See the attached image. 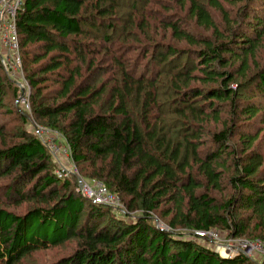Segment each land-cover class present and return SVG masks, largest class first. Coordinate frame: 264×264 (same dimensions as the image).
I'll return each mask as SVG.
<instances>
[{"label": "trees", "instance_id": "trees-1", "mask_svg": "<svg viewBox=\"0 0 264 264\" xmlns=\"http://www.w3.org/2000/svg\"><path fill=\"white\" fill-rule=\"evenodd\" d=\"M121 1L25 0L15 22L21 73L31 90L28 107L0 58V110L13 87L36 124L65 137L84 177L102 181L128 214L139 216L132 222L111 216L113 227H103L111 207L85 199L75 176L58 179L30 129L7 143L0 125V174L11 178L4 194L16 205L38 204L23 215L0 208V264H21L72 240L76 250L51 264H264L245 255L223 258L192 237L217 229L231 238L264 240L262 130L251 134L238 126L259 121L264 127V59L256 58L264 48V14L256 7L264 11V0H232L244 3L235 18L220 0H177L213 36L194 35L181 20H168L163 26L187 49L150 45L152 69L139 76L123 60L125 42H154L151 22L144 20L151 0H132L142 3L141 10L134 3L128 21ZM208 7L221 12L224 31ZM99 28H106L103 37L90 36ZM121 28L126 38L115 46ZM83 39L108 44L102 49L113 62L111 79L87 80L96 60L88 58ZM21 119L28 125L31 118ZM224 182L230 195L219 201L212 193H223ZM155 215L170 231L157 228Z\"/></svg>", "mask_w": 264, "mask_h": 264}, {"label": "rangeland", "instance_id": "rangeland-1", "mask_svg": "<svg viewBox=\"0 0 264 264\" xmlns=\"http://www.w3.org/2000/svg\"><path fill=\"white\" fill-rule=\"evenodd\" d=\"M177 0H151V3L147 5V8H145V10L147 11V16L144 17V20H148L149 22H151V35L152 37L155 39L153 43L150 42H145L142 40L141 43H137L134 42L132 40H127L126 43V52H125V56L124 59L126 61V63H128V67L131 68L134 73H136V76H139V73H148L149 75V70L152 69L151 64L149 63L150 61H152V59H150V57L152 56V52H151V47L150 45H154L157 46L161 43L164 44H173L174 46H176L179 49H187V45L185 43H180V42H176L174 39H172L171 37V32L169 30H166V28L163 26L165 23L168 22V20L172 19L174 21H178L181 20L182 21V26L185 29H188L192 34L194 35H200V36H205L208 38H211L213 35L212 30H207L205 29L203 26L200 27L199 25L196 24V20L194 18L191 17L189 10L187 9V6L185 8V10L180 9V6H178L175 2ZM222 5L224 6V8H226L230 13L231 16L235 18V16L239 17L243 11V8H241L243 6V2H239L237 3L235 6L232 5V0H220ZM136 3L138 7H134L133 4ZM141 4L139 1H132V0H122L121 1V5L123 7V9L127 12V13H121L122 17L124 18V20L128 21V18L131 15V8L133 6V9L138 8L139 10H141ZM207 6V2L204 3ZM261 6L260 7H256V10H258L256 13L258 14H264V11L261 10ZM212 17L214 18V21L216 23V25H218V27H220V29L222 31H224V29L226 28L227 24L224 22L223 16L221 14L220 11H216L215 9H213L212 7H208ZM150 12V14H148ZM121 14L118 15L117 18V22L120 24H117L118 27H121V21H123V18L121 17ZM143 19L142 15H138L136 21H141ZM239 22H237L236 26L240 28L241 24H238ZM115 24V22H114ZM235 26V27H236ZM90 29V28H89ZM106 28L102 29L99 28L97 31H91L90 36H97L99 38L103 37L105 34ZM131 31V30H130ZM111 32V31H110ZM109 32V33H110ZM130 34V33H129ZM128 35V34H127ZM134 34L130 35L129 38L131 39V37H133ZM142 36V35H141ZM122 37L126 38V35H124V32L122 31V28L119 29V31L116 30V35L114 36V44L115 46L118 45V41H120L122 39ZM145 38V37H144ZM1 34H0V54L3 55V53H6L7 49L2 45V41H1ZM94 40H85L83 39V43L87 45V55L88 58L90 57H94V59L96 60V67L94 68L95 72L90 71V73H86L85 77H87V80L90 81V77H92V79H96V83L100 84L101 82L105 81L106 79L109 80L111 79V77H113V72L114 71V67H113V62L111 60H109L104 54V49H102V47L107 48V45L104 44H100L96 41V43L93 42ZM146 46V47H145ZM6 50V51H5ZM119 50V48H118ZM91 52V53H90ZM116 55H118V52H115ZM111 56V55H110ZM258 61H262L264 59V48L261 49L258 54L256 55ZM259 56V57H258ZM109 57V56H108ZM157 61L154 62V68H156V66L158 64ZM11 66H13V68L16 70L18 67L17 65L14 63ZM160 68H163L160 66ZM166 67H164L165 69ZM19 71V69H18ZM164 72V71H162ZM20 73V72H19ZM165 73V72H164ZM87 75V76H86ZM151 75V74H150ZM6 76V74H5ZM165 77H169V75H163ZM14 77H12V81L10 82H14L16 83V85L18 87H20L17 83L21 84L24 86L25 88V94L24 96H22V90H19L18 95L21 96V100H26L28 99V96L30 95L31 90L29 89L27 83L23 80V78H21V76L18 75V73H14ZM167 77V78H168ZM6 78H8V75L6 76ZM9 79V78H8ZM13 87H10L9 90V94L6 95L5 97V104L4 107L0 110V125H2L3 127H5L6 129V142L7 143H11V142H17L18 138L15 137L18 135L19 132H21V130H31L32 126L34 124H36V122L34 121L33 117L31 116L29 109L26 112L25 108L19 103L17 102L16 97H14L13 93H12ZM25 115V117L28 115L30 119L29 124L27 125V123H22V119L21 116ZM238 126L242 127L241 132H246V133H257L260 130H262L261 134H260V144L262 145V148H264V137H262L264 135V127H262L259 124V121H254L251 123L245 122V123H238ZM3 140L0 139V147L3 146ZM264 154V153H263ZM52 159V157H51ZM53 161V159H52ZM54 163V161H53ZM77 168V167H76ZM78 172L80 174V176L84 177L85 174L82 173L81 168L79 167ZM86 178V177H84ZM87 179V178H86ZM11 183V178L10 176H3L0 174V208L5 209L9 212L15 213L17 215H23L25 213H27L30 209L38 206L37 203L32 202V201H28L25 202L21 205H16L14 200H9L4 192L6 190V188L8 187V185ZM224 185L227 187L225 188V190L223 191V193L219 194V193H212V195H214L219 201H222L224 198L228 197L230 195V188L227 186V183L224 182ZM30 188V185L25 186V190H28ZM71 190H76V186L73 183H71ZM121 206H122V211L123 214L120 211H116V210H111L110 213V217L106 218L105 220H103V227H113V223H111V216H115L116 218H119L121 220L124 221H130L132 222L133 220H135V217L139 216L138 213H131L128 214V209L126 206H124L121 202ZM89 207H87L88 209ZM108 210V209H107ZM88 211V210H86ZM155 225L157 226V228L159 227V225H161V227H159L162 230H166V231H170L169 226L167 225V220L163 219V218H159V215H155ZM110 220V223H109ZM220 233H222L220 236H222V241L224 242V240L227 239V237L225 236L224 233H228L227 231H220L218 230ZM182 233H185V235H183L184 237L189 236V232L187 231H179ZM188 238V237H187ZM235 239H246V240H251L250 238L247 237H240V238H235ZM197 240V239H196ZM256 240V239H255ZM253 241V240H251ZM199 243L203 244L202 241H199ZM77 248V241L76 240H72L70 242H68L67 244L63 245V246H58V247H51L47 250H40L36 253H34L33 255L27 257L26 259L22 260L21 264H51L54 263L55 261L69 256L71 255Z\"/></svg>", "mask_w": 264, "mask_h": 264}, {"label": "built area", "instance_id": "built-area-1", "mask_svg": "<svg viewBox=\"0 0 264 264\" xmlns=\"http://www.w3.org/2000/svg\"><path fill=\"white\" fill-rule=\"evenodd\" d=\"M24 1L0 0V34L2 45L7 49V51L5 50L6 53H3L4 56L0 54V58L5 70L13 78H15L14 73H18L23 78L15 20ZM14 63L18 67L16 70L11 66ZM22 103L28 107L27 99L22 100ZM30 131L41 141L52 157L55 175L58 179L65 180L69 179L70 176H75L77 178V191L85 199L95 205L111 207L123 214L120 198L111 190H108L102 181L98 179L90 180L80 176L72 159L70 145L65 137L57 131L38 124H34ZM221 234L217 229H210L206 232L195 231L192 237L197 241H202L203 245L213 248L223 258H236L245 255L255 262H264V240L259 238L253 241L238 240L231 238L228 233H224L227 239L221 242Z\"/></svg>", "mask_w": 264, "mask_h": 264}, {"label": "water", "instance_id": "water-1", "mask_svg": "<svg viewBox=\"0 0 264 264\" xmlns=\"http://www.w3.org/2000/svg\"><path fill=\"white\" fill-rule=\"evenodd\" d=\"M17 84L20 86V88L22 90V96H24V94H25V88H24V86L21 85V84H19V83H17Z\"/></svg>", "mask_w": 264, "mask_h": 264}]
</instances>
